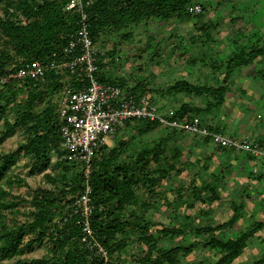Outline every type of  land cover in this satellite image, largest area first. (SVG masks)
Listing matches in <instances>:
<instances>
[{"label": "rangeland", "instance_id": "rangeland-1", "mask_svg": "<svg viewBox=\"0 0 264 264\" xmlns=\"http://www.w3.org/2000/svg\"><path fill=\"white\" fill-rule=\"evenodd\" d=\"M194 5H199L201 11L189 19H149L119 31L104 29L94 45L99 57L108 55L111 60L100 68V78L121 83L127 92H147L155 102L164 105V109L175 107L177 110L183 104L204 109L208 102L215 99L205 93L170 92L168 86L174 82L187 81L205 86L224 84L223 103L218 108L202 112L200 117L212 130L219 127L228 135L244 136L258 142L259 135L264 132V95L260 96L264 93V55L258 56L250 65L231 66L228 76L225 72L228 57L239 47L250 44L264 46V0H196ZM2 15L3 4L0 1ZM118 55L121 56L116 60ZM71 77L66 76L69 83L74 80ZM76 83L71 84L76 86ZM61 93L53 97L56 106H59ZM253 93L256 98L251 100L246 97ZM254 135L257 136L254 138ZM26 138V132L13 129L0 138V155L15 151L25 143ZM124 140L127 144L118 158L119 162L128 163L145 149L162 141L163 153L159 161L151 159L146 168L153 173L161 165H175L174 170L155 187L154 194H148L141 187L136 191L141 201L147 203V207L138 208L137 212L144 213L149 231L162 227L182 229L178 236L161 239L159 246H187L193 241H200L191 253H179L177 264H214L220 254L202 246L206 239L210 235L226 239L249 229L254 233L243 253L229 264H264L257 263L264 257V159L247 158L242 151L232 149L223 151L206 138L160 125L141 134L137 122L125 124L105 145L112 148ZM176 151H180V155L173 160L172 155ZM62 153L61 147L52 150L47 168L31 173V157L19 152L13 164L5 169L2 183L12 196H16L15 207L7 212L8 224L25 220L31 210L29 199L32 188H52L43 174H53L64 166ZM251 164L255 166L254 171ZM17 178L23 179L25 184H6L7 179ZM210 188L215 190L216 198L211 197ZM76 195L69 189L66 200L71 203ZM233 205L240 207L237 213H234ZM232 216L235 217L234 222L221 230L202 235L195 231L197 227L221 224ZM138 235L137 230L118 235V240L124 241L127 246L121 252L113 251L112 256L127 264L134 263L141 250L145 249L137 240ZM29 239L30 235H25L24 241ZM51 246L46 239L34 242L24 247L19 257L28 261L43 257Z\"/></svg>", "mask_w": 264, "mask_h": 264}, {"label": "trees", "instance_id": "trees-1", "mask_svg": "<svg viewBox=\"0 0 264 264\" xmlns=\"http://www.w3.org/2000/svg\"><path fill=\"white\" fill-rule=\"evenodd\" d=\"M0 1L3 4V15L0 16V76L27 61L38 60L47 63L53 58L61 60L64 57L63 49L67 44L68 35L74 32L77 26V14L65 10L68 0ZM85 1H90L86 11L93 42L104 29L119 31L126 26L137 25L149 19L158 21L172 17L189 19L193 13L188 7L196 2V0ZM260 55H264V46L250 44L247 47H239L228 57L225 75L228 76L231 66L250 65ZM104 64L107 63L99 62V68ZM69 75L68 70L49 69L42 79H12L0 84L2 122L0 138L7 136L13 129H21L27 133L24 144L19 145L15 151L0 155V264H104L79 243L81 227L77 219L74 217L68 221L62 220L70 204L66 200L68 190L79 194L84 185L81 170L76 165L68 163L63 158V153L61 161L64 166L53 174L49 172L43 174L52 188L43 186L32 188L29 199L31 210L27 212L25 220L13 222L11 225L6 222L7 212L16 205V196H12L5 189L2 183L3 172L13 164L19 152L31 157V173L47 168L50 152L61 147L58 106L53 102V97L66 85L76 82L74 75L71 77L74 80L69 83V80H66V76ZM168 90L175 94L193 92L197 95L204 93L211 95L215 101L208 102L204 109L188 104L176 109L179 116H200L202 112L218 108L223 103L226 86L224 84L205 86L176 81L168 86ZM133 122L138 123V132L141 134L159 126L156 122L142 120H132L126 125ZM162 143L160 141L153 147L145 149L128 163L118 161L127 144L125 140L112 148L101 144L93 154V171L89 184L95 206L90 218L94 235L111 254L113 251L121 252L127 246L124 241L118 240V235L128 230H137L139 232L137 240L145 249L141 250V254L132 264H177L179 253H191L200 242L193 241L187 246L174 245L163 248L159 246V241L166 236L180 235L182 229L162 227L151 232L144 213L137 212L138 208L147 207V203L141 201L138 196L137 188H145L148 194H154L155 187L175 168L173 163L161 165L153 173L146 168L151 159L159 161V156L163 153ZM243 153L250 156L247 152ZM179 155L180 151L173 153V160L178 159ZM22 183L25 184L20 178L6 180L7 185ZM210 190L211 197L216 198L215 190L213 188ZM193 194L199 197L197 193ZM239 208L234 206V213H237ZM234 220L235 217L232 216L221 224L197 227L195 231L199 235L213 233L230 225ZM259 225L263 226L261 223ZM253 233L254 231L249 229L226 239L210 235L202 246L214 249L220 254L214 264H229L243 253ZM27 234L30 235V239L25 242L24 237ZM43 239L52 244L45 256L29 261L19 257L24 247ZM258 262L264 263V257Z\"/></svg>", "mask_w": 264, "mask_h": 264}, {"label": "built area", "instance_id": "built-area-1", "mask_svg": "<svg viewBox=\"0 0 264 264\" xmlns=\"http://www.w3.org/2000/svg\"><path fill=\"white\" fill-rule=\"evenodd\" d=\"M90 1L68 0L66 11L77 14L76 29L68 35L61 60L51 59L47 63L27 61L14 70L0 76V84L12 79H42L47 70H68L75 75L76 86L66 85L61 91L58 106L60 119L61 149L63 158L76 165L84 177L79 194L68 205L63 221L76 218L81 227L79 243L104 264H127L111 256L108 249L95 237L90 218L94 211L89 184L93 171V154L101 144H107L127 122L142 120L156 122L160 126L173 128L191 136L208 138L217 147L243 151L254 158L264 159V142H252L248 138L215 131L197 115L179 116L175 107L164 109L147 92L125 91L119 84L101 80L99 62L111 59L99 57L89 31V16L86 6ZM193 14L201 11L199 5H190ZM118 55L116 60L119 59Z\"/></svg>", "mask_w": 264, "mask_h": 264}, {"label": "crops", "instance_id": "crops-1", "mask_svg": "<svg viewBox=\"0 0 264 264\" xmlns=\"http://www.w3.org/2000/svg\"><path fill=\"white\" fill-rule=\"evenodd\" d=\"M262 91L264 92V87L262 88ZM261 93V92H260ZM264 95V93L263 94H261L260 96H263ZM256 96V94L255 93H253V94H251V95H247L246 97L248 98H250L251 100L253 99V98H256L255 97ZM263 99H264V96L262 97ZM261 98V99H262ZM217 129H219V130H221V132H224V130L223 129H221V128H217ZM225 133V132H224ZM238 137H243V138H248V137H244V136H239V135H237ZM257 136V135H256ZM255 135H254V138L256 137ZM256 140V139H255ZM257 141L258 142H264V132L263 133H261V135H259V137H258V139H257ZM211 142V141H210ZM212 143V142H211ZM217 147V146H216ZM218 148H220L221 149V147H218ZM228 149H230V148H227L226 150H223V151H227ZM233 150V149H232ZM235 151H237V150H235ZM243 153V152H242ZM243 154H245V153H243ZM246 155V154H245ZM246 157L247 158H249L250 156H248V155H246ZM252 157V156H251ZM256 159V158H255ZM251 166L253 167V171H254V168H255V166H254V164H251Z\"/></svg>", "mask_w": 264, "mask_h": 264}]
</instances>
